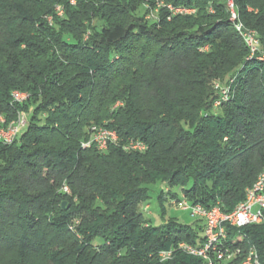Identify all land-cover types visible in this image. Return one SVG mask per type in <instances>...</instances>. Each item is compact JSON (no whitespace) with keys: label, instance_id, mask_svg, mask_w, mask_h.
Segmentation results:
<instances>
[{"label":"trees","instance_id":"trees-1","mask_svg":"<svg viewBox=\"0 0 264 264\" xmlns=\"http://www.w3.org/2000/svg\"><path fill=\"white\" fill-rule=\"evenodd\" d=\"M227 1L165 0L197 14L149 21L140 0H0L2 128L29 115L0 144V264H202L178 249L201 221L156 226L141 204L164 185L229 213L264 169V0H232L235 23ZM237 24L258 34L252 60ZM232 79L235 95L213 110ZM92 125L120 146L83 148ZM131 139L147 151L125 152ZM233 236L264 264V225Z\"/></svg>","mask_w":264,"mask_h":264},{"label":"built area","instance_id":"built-area-1","mask_svg":"<svg viewBox=\"0 0 264 264\" xmlns=\"http://www.w3.org/2000/svg\"><path fill=\"white\" fill-rule=\"evenodd\" d=\"M155 7L165 9L168 12V20H171L172 18L177 16H182V11L194 10L193 8L189 9L183 6L175 7L171 4H167L164 0H155ZM233 7H235V5H233ZM57 13L59 16H62L61 7L57 8ZM232 20H234V16ZM246 35L248 36L249 41H251L250 45L252 48V45L254 43L253 34ZM251 52L252 54H255V51L253 49H251ZM216 88L218 90L222 89L224 91V88L220 86V84L216 85ZM13 101L15 103H23L26 100H22V98H13ZM3 120L5 119L3 117H0V144L11 145V141H15L13 140V133H16V130H24L26 128L27 117L26 115H24L23 126L21 128L15 129L13 132H2ZM87 133L89 136V140L82 144L83 148H90L92 146H95L100 152H106L110 146H120L121 144L118 133L115 130L109 129L105 126L92 125L87 128ZM147 148L148 147L145 143L131 139V148L124 151L145 153L147 151ZM254 192H259V208H255L254 212H247V203H245V207L241 211H234V213L231 214H222V211H218V204L209 209L204 208L200 204H193L188 200L187 197H185V195H183L182 199H179V201H177V206L182 211L188 212L190 214V217H195L196 221H201L203 225V231L195 244H179H187V250H194L195 253L204 256V264H209V258H218L219 260H221L223 258V254H232L234 260L236 255L242 252L243 248L241 247V245L236 247L235 249H226L225 247H223L221 242V233H223L224 230H232L236 232L241 231L238 230V223H243L247 220H256V210H264V180L261 182V184L255 186ZM248 200H252V194L251 196H249ZM211 242L219 243L218 253H210ZM168 252L169 251L160 253ZM249 264H253V260ZM260 264L263 263L260 262Z\"/></svg>","mask_w":264,"mask_h":264},{"label":"bare ground","instance_id":"bare-ground-1","mask_svg":"<svg viewBox=\"0 0 264 264\" xmlns=\"http://www.w3.org/2000/svg\"><path fill=\"white\" fill-rule=\"evenodd\" d=\"M228 5L232 11V18L234 16V20H237V14L235 12V7H233L234 2L232 0L228 1ZM161 10L160 7H156V13ZM194 10H187L182 11V15H187L193 12ZM237 31L240 32L244 38V40L248 39L247 32H244L243 27L241 24L236 25ZM252 34V33H251ZM255 37V36H253ZM254 39V38H253ZM248 42V41H247ZM249 44V43H248ZM250 45V44H249ZM14 98H22V100L26 99V95L22 93H13ZM225 98V97H224ZM226 99V98H225ZM4 123V120H3ZM24 124V119L20 118L18 122L15 125H12L8 128H2V132H13L17 128H21ZM20 130H16V133H13V140H15L19 134ZM14 141H11L13 143ZM131 148V141H129L126 145H124L125 150H129ZM264 180V169L258 176L256 182L253 184L251 188H249L246 192L245 200L242 201L232 212L225 213L221 209V207L218 205V211H222V214H231L234 213V211H241L245 207V203H247V212H254L255 208L260 207V198H259V192H254V188L256 185L261 184V182ZM65 192H68V188H64ZM252 194V200H248L249 196ZM195 219V217H192ZM259 226L264 225V210H256V220H247L243 223H238V230L244 229L248 226ZM235 231L232 230H224L223 233H221V242L222 246L226 249H235L236 247L240 246V244H235L232 238H235L233 236ZM185 243V242H183ZM243 248L242 252L238 253L236 257L233 260L232 254H223V258L219 260L218 258H209V264H249L253 260V264H260L261 260L259 257V254L254 246L249 244L248 242L246 244L241 245ZM178 249L184 251L190 256H193L197 259H200L202 264H204V256H201L194 252V250H187V244H179ZM219 251V243L218 242H211L210 243V253H218ZM161 257L168 258L170 257V253H162Z\"/></svg>","mask_w":264,"mask_h":264},{"label":"rangeland","instance_id":"rangeland-1","mask_svg":"<svg viewBox=\"0 0 264 264\" xmlns=\"http://www.w3.org/2000/svg\"><path fill=\"white\" fill-rule=\"evenodd\" d=\"M142 3V7H141V12L140 13H147L146 14V19L149 21L155 20L153 19L154 17H156V7H155V0H140ZM165 1V0H164ZM72 5H76V0H70ZM228 2V1H227ZM189 9H192V7H187ZM194 11L191 12L190 14L184 15V16H193L197 14V9L193 8ZM230 13L232 12L231 9L229 8ZM159 16V14H158ZM232 13H231V21H232ZM237 20L234 21V23ZM233 22V21H232ZM242 25V24H241ZM243 27V26H242ZM248 34H253V45L251 48V41H249L248 39L244 40L245 44L247 45V47L249 49H253L255 51V54L250 55L249 60H252V58L256 57V54H259L261 51V45H260V41L258 38V34L255 31H250L247 30ZM244 31V32H247ZM248 41V42H247ZM249 43V44H248ZM204 51H208V47L204 48ZM251 51V50H250ZM257 60H264V55L262 54L260 57H257ZM234 81L235 79H232L231 81L222 84L220 86H222L224 88V91L218 90L215 86V89L218 90L219 93V99L214 103L213 106V110H218L221 111V107L223 106L224 103L228 102L230 99V97L235 95V86H234ZM219 85V84H218ZM234 90V91H233ZM16 93V92H15ZM222 97L227 98L228 101H222ZM224 98V99H225ZM221 99V101H220ZM20 114H24L26 115V117H29V115L27 113H20ZM131 141V140H129ZM64 187H68L66 185H63L61 188V192L65 193V194H69L70 193V189L68 187V193L64 191ZM160 191H163L165 193L164 195V199L165 204H164V208H165V216L164 218L162 217V213H161V206L160 203L158 201V196L160 195ZM177 196L178 199H173L170 195H168V193L173 194L172 191H170L169 189H166V187L163 185L162 187L159 185V187H155L153 188V190L150 192V200H148L146 203L141 204V211L144 215V217L147 220H150L154 225L158 226L161 225L164 222H168L170 220V218H175L178 222L182 223V224H187V225H192L194 224V222L196 221L194 218L190 217V214L188 212L182 211L178 206H177V201H179V199H182L183 197V192L181 191V189H174L173 190ZM75 224L77 225V222H75Z\"/></svg>","mask_w":264,"mask_h":264},{"label":"water","instance_id":"water-1","mask_svg":"<svg viewBox=\"0 0 264 264\" xmlns=\"http://www.w3.org/2000/svg\"><path fill=\"white\" fill-rule=\"evenodd\" d=\"M66 203H63V207L65 206Z\"/></svg>","mask_w":264,"mask_h":264}]
</instances>
